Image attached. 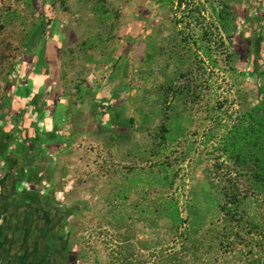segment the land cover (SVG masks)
Listing matches in <instances>:
<instances>
[{
	"label": "rangeland",
	"instance_id": "374dc122",
	"mask_svg": "<svg viewBox=\"0 0 264 264\" xmlns=\"http://www.w3.org/2000/svg\"><path fill=\"white\" fill-rule=\"evenodd\" d=\"M103 1L100 24L95 0H0V113L29 71L48 68L39 57L61 37L53 88L97 83L112 69L125 90L115 126L101 129L96 111L89 134L87 148L109 157L79 174L46 168L51 254L61 251L63 264H264V182L226 148L246 113L264 122V0H231L233 29L211 48L181 43L189 28H176L159 0ZM199 1L211 17L219 0ZM255 154L264 167V150Z\"/></svg>",
	"mask_w": 264,
	"mask_h": 264
},
{
	"label": "crops",
	"instance_id": "0c3cea01",
	"mask_svg": "<svg viewBox=\"0 0 264 264\" xmlns=\"http://www.w3.org/2000/svg\"><path fill=\"white\" fill-rule=\"evenodd\" d=\"M79 12L73 9V44ZM61 42L62 37L56 45L49 43L43 56L48 68L29 71L27 89H11L0 113V264H63L61 251L51 254L56 246L51 245L54 233L46 212L51 206L50 173L61 176L96 168L109 157L107 150L87 148L93 142L89 134L96 111L105 130L114 127L125 110V90L115 85L112 69L97 83L86 80L75 89L53 88L51 81L60 73Z\"/></svg>",
	"mask_w": 264,
	"mask_h": 264
},
{
	"label": "trees",
	"instance_id": "16d2710c",
	"mask_svg": "<svg viewBox=\"0 0 264 264\" xmlns=\"http://www.w3.org/2000/svg\"><path fill=\"white\" fill-rule=\"evenodd\" d=\"M230 2L231 0H219L216 5L212 3L211 17H209L205 15L206 10L199 0H159V3L163 6L172 8L174 14L173 24L176 28L179 26H183V28L187 26L189 28V30L187 29L189 32L185 36L182 31H178L177 36L180 38V42L189 46L201 42L207 48L222 45L220 33L224 36H229L232 31L234 12ZM103 4V0H95L92 8L95 21L100 24L105 23L107 20L106 15L108 12ZM217 6L219 9L215 8ZM177 12L181 16L179 19ZM41 27L43 29V26ZM84 44L86 45V43ZM154 51L158 53L157 49ZM207 58L210 60L209 56ZM39 62H44L43 54L40 55ZM245 115L247 116L245 120L250 121L249 125L236 129V132L233 134L234 143H227L226 148L233 151L232 154L235 159L243 166L251 164L254 169L252 175L256 178L261 177L260 180L264 182V167L260 164L262 159L255 154L259 150H264V122L262 118H257L251 112ZM129 122L131 123V121ZM160 132L168 134L169 130L162 127ZM249 146L252 149L250 152L247 151ZM232 197L235 198L234 195ZM230 204H235V201H230ZM165 213L172 217L174 221L179 220L180 208L175 200L168 199L166 201Z\"/></svg>",
	"mask_w": 264,
	"mask_h": 264
},
{
	"label": "built area",
	"instance_id": "2783aa9c",
	"mask_svg": "<svg viewBox=\"0 0 264 264\" xmlns=\"http://www.w3.org/2000/svg\"><path fill=\"white\" fill-rule=\"evenodd\" d=\"M70 187L68 186V187H64L63 189L64 190H58V191H56L55 193H54V199L56 200V201H62L63 199H64V195H65V192H66V190L67 189H69Z\"/></svg>",
	"mask_w": 264,
	"mask_h": 264
}]
</instances>
